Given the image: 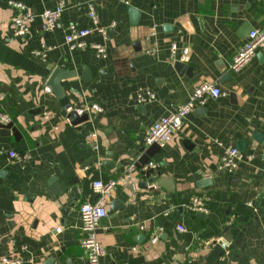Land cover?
I'll return each mask as SVG.
<instances>
[{"label":"crops","instance_id":"crops-1","mask_svg":"<svg viewBox=\"0 0 264 264\" xmlns=\"http://www.w3.org/2000/svg\"><path fill=\"white\" fill-rule=\"evenodd\" d=\"M21 1L35 13L25 34L15 33V10L0 0V109L11 119L0 124V258L87 264L79 206L96 200L93 180L118 179L133 160H155V170L137 171L107 196L100 264H264V58L257 51L229 67L246 28L264 27V0H62L51 29L39 13L58 0ZM90 2L100 25L115 24L106 37L94 30L84 47L71 49L64 35L71 24H91ZM130 5L139 10L135 24ZM90 42L104 43L106 54ZM48 45L44 57L35 53ZM183 46L191 70L180 72L174 61ZM202 82L225 93L189 112L163 148L146 146L147 128ZM145 89L154 96L138 102ZM93 102L100 112L87 110ZM66 103L88 118L70 122ZM240 141L236 168L218 170L223 147ZM113 200L120 205L108 214Z\"/></svg>","mask_w":264,"mask_h":264},{"label":"built area","instance_id":"built-area-1","mask_svg":"<svg viewBox=\"0 0 264 264\" xmlns=\"http://www.w3.org/2000/svg\"><path fill=\"white\" fill-rule=\"evenodd\" d=\"M125 3H129V0H123ZM10 6L15 10V13L11 17V24L15 33L25 34L28 32L31 21L33 20L35 13L27 9L26 3L21 0H8ZM63 9V1L58 2L52 7L44 8L39 16L42 20V26L45 29L53 28L58 22ZM88 15L91 20V24L87 26L77 27L75 24H71L69 30L64 35L65 43L71 49H79L84 47L87 42L85 36L92 31L96 30L100 32L104 37L109 33L110 28L115 24L114 21H110L108 25H100L98 22L95 6L92 2L89 3ZM154 27H152L153 29ZM90 47L97 55L104 56L106 54V46L101 42H90ZM51 45L44 47L43 49H36L35 53L44 57L45 51L50 49ZM177 49L176 42L170 43V55L173 56ZM154 48H150L149 52L152 53ZM188 47L183 46L178 59L185 61L188 54ZM257 51L264 53V27L251 28L248 32L244 43L237 49L230 63V68L238 69L246 64ZM225 92L214 82H202L195 85L192 91L189 93L188 98L185 101L179 103V105L171 110L167 115H164L154 121L144 133V143L146 146H156L163 148L167 145L174 132L181 126L186 115L194 108L202 106L206 98L209 96H218ZM154 92L145 89L139 91L137 94V101L142 102L146 98H152ZM3 95L0 93V101ZM87 110L93 112H100L101 106L97 102H93ZM82 111L79 110L78 113ZM11 122L10 117L0 109V124L8 125ZM89 141L93 145L96 139V134L91 132L89 135ZM11 158H22L15 151L8 152ZM243 157L242 151L232 144H227L223 147L222 155L220 156L217 169L221 171L232 172L237 162ZM247 159L252 157L248 154ZM158 167V162L155 160L147 161L139 165L138 160L130 161L126 167L125 172L118 179H109L103 181L101 179L93 180L92 190L96 193L97 198L93 202H84L79 206V215L81 222V238L80 246L82 247L87 264H100V257L103 254V249L100 241L97 238V228L103 217L107 214V196H109L117 187L118 184L129 181L134 173L137 171L147 172L149 170H155ZM195 207L201 212H208V208L203 204H194ZM134 220L133 217L130 218ZM141 229H144V224L140 225ZM176 228L179 231H184L185 227L182 224H177ZM61 228H56V231H60ZM157 236L152 238V241H156ZM21 260L18 257H4L0 258V264H20Z\"/></svg>","mask_w":264,"mask_h":264},{"label":"water","instance_id":"water-1","mask_svg":"<svg viewBox=\"0 0 264 264\" xmlns=\"http://www.w3.org/2000/svg\"><path fill=\"white\" fill-rule=\"evenodd\" d=\"M128 14H129V18H130L131 23L135 24L138 20L139 10L135 6L130 5V6H128ZM164 27H166V24L164 25ZM246 30H247V34H248V32L251 30V27H247ZM258 54H260L264 58V53L262 51L258 52ZM174 67L180 72L182 70H187V69L191 70V66H188L187 62H185V61L175 60L174 61ZM59 71H60V69L57 67L51 73L50 77L48 78L47 83L51 89H54V84H55L56 80H59V78H60V74H59L60 72ZM85 73H87V70L85 69V67H83V74H85ZM226 75H227V73L225 72L223 76H226ZM65 110L67 111L68 120L70 122H72L73 124H77V123L84 121L88 118L87 113H85V112L78 113L77 110L71 109L69 103H66ZM256 136H257V134L254 133L253 137H256ZM236 146L240 150L245 149V143L244 142L240 141L236 144ZM96 160H97V157L94 156L90 161H96ZM119 205H120V203H118L117 200H113L112 203L110 204V210H109L108 214H110L112 211H115L119 207ZM48 262H51V260H49Z\"/></svg>","mask_w":264,"mask_h":264}]
</instances>
